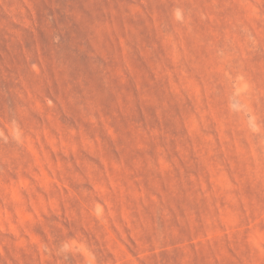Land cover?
Segmentation results:
<instances>
[{
  "label": "rangeland",
  "instance_id": "374dc122",
  "mask_svg": "<svg viewBox=\"0 0 264 264\" xmlns=\"http://www.w3.org/2000/svg\"><path fill=\"white\" fill-rule=\"evenodd\" d=\"M0 264H264V0H0Z\"/></svg>",
  "mask_w": 264,
  "mask_h": 264
}]
</instances>
